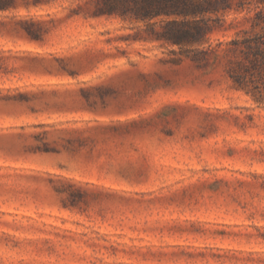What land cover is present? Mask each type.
I'll list each match as a JSON object with an SVG mask.
<instances>
[{"label":"rangeland","instance_id":"374dc122","mask_svg":"<svg viewBox=\"0 0 264 264\" xmlns=\"http://www.w3.org/2000/svg\"><path fill=\"white\" fill-rule=\"evenodd\" d=\"M85 1L0 10V264H264V104L225 55L249 15L178 47Z\"/></svg>","mask_w":264,"mask_h":264},{"label":"trees","instance_id":"16d2710c","mask_svg":"<svg viewBox=\"0 0 264 264\" xmlns=\"http://www.w3.org/2000/svg\"><path fill=\"white\" fill-rule=\"evenodd\" d=\"M53 0H0V10L48 5ZM93 7L97 15L120 16L142 22L163 19L159 40L178 47L205 44L208 35L222 26L228 13H246L251 30L235 38L225 48L228 75L235 89L244 91L259 105L264 104V0H86L77 4V12ZM78 14V13H77ZM252 14V15H250ZM25 32L34 40H42L41 22H26Z\"/></svg>","mask_w":264,"mask_h":264}]
</instances>
